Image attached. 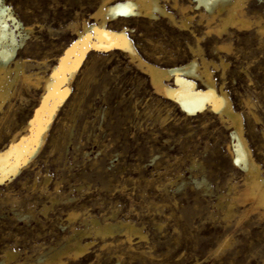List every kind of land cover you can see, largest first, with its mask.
I'll use <instances>...</instances> for the list:
<instances>
[{"label": "rangeland", "instance_id": "obj_1", "mask_svg": "<svg viewBox=\"0 0 264 264\" xmlns=\"http://www.w3.org/2000/svg\"><path fill=\"white\" fill-rule=\"evenodd\" d=\"M2 2L19 44L17 57L30 61L26 71L40 76L50 75L56 58L73 45L74 27L99 22L91 16L102 5V0ZM161 3L172 11L170 1ZM244 5L252 24L224 36L230 52L217 50L223 40L206 34L200 17L186 32L160 16L118 17L106 27L127 30L139 56L164 69L187 63L201 45V56L216 64L210 71L217 91L226 92L242 117L264 177V0ZM193 34L200 35V45ZM9 44L4 40L0 50L13 49ZM10 83L11 97L0 110V150L32 118L44 91L42 83L28 86L12 78ZM70 88L42 149L0 181V264L8 251L15 258L7 264H42L51 250L66 246L74 230H89L93 217L131 222L145 238L133 236L130 246L121 235L113 244L88 234L81 243H92L89 253L64 255V264H264V210L234 201L246 173L234 162L231 123L208 110L187 114L159 97L149 77L119 49L100 52L90 44ZM197 88L204 87L198 82ZM72 213L78 216L69 220ZM226 238L228 247L216 253Z\"/></svg>", "mask_w": 264, "mask_h": 264}, {"label": "bare ground", "instance_id": "obj_2", "mask_svg": "<svg viewBox=\"0 0 264 264\" xmlns=\"http://www.w3.org/2000/svg\"><path fill=\"white\" fill-rule=\"evenodd\" d=\"M161 1L163 2L164 0H102V5L91 16V19L99 20V22L89 26L84 21L82 30L74 27L73 35L76 36V40L73 45L56 58V64L51 67L50 75L40 76L39 74L27 72L26 69L33 66L31 62L17 57L16 47L19 44L16 41L14 30L7 23V18L10 17L6 14L7 9L2 0H0V46L5 40L13 47L11 50L7 48L0 50V110L11 97L10 93L13 85L10 83V78L13 79V82L21 80L28 86L39 87L42 83L44 89L40 103L32 118L21 129L14 132L10 143L0 150V181L4 177L6 178L8 174H17L23 166L28 165L32 161L45 145L55 117L70 94L71 83L75 80L91 44L92 48L100 52H107L111 49L127 51L131 61L138 70L149 77L155 94L164 99L174 101L187 114L194 116L199 112L208 110L216 113L222 121L227 120L229 124L231 123L234 127V138L237 141V143L235 142V152H233L234 162L239 166L242 165L246 173L243 192L237 194L239 197L234 201L238 204L251 202L253 209L261 208L264 210V177L261 174L260 166L253 159L245 139L241 115L234 111L226 92L223 89L218 92L215 87L212 77L213 73L210 71V65L214 62L207 61L203 55L201 56L200 53L203 49H200V35L196 36V34H193L197 45H200L199 47L196 45L198 47L197 50L192 49L194 58L178 67L164 69L160 63L147 62L139 56L126 35L127 30L111 31L109 30L110 28L106 27L108 22L116 20L118 17L155 19L160 16L168 19L181 31L186 32L192 31L190 27L193 20L196 17H200L198 21H206L207 31L204 30L206 31L205 33H215L216 37L223 40L217 46V50L230 52V41L225 40L224 36L230 35V30L232 29L249 28L252 24H250L245 12V0H194L195 4L193 3L194 5L192 6L181 4L180 0H165L172 3V11L179 13L180 20L176 19L174 13L169 11ZM201 8L205 9L206 13ZM15 27L18 28L20 25ZM31 30L32 28L30 27L26 28L27 32ZM262 30L263 27L261 28ZM90 31L95 36V42L91 40ZM69 50H71V55H69ZM199 56H201L200 62L196 58ZM10 62H13V67L9 66ZM221 64L225 66L224 61H221ZM198 82L204 87L203 90L197 88ZM247 103L250 106V103ZM252 115L254 116V113ZM77 216V214L72 213L69 215V220H74ZM89 223L91 225L89 230H74L73 237L67 240L66 246L59 250H51V253H48L45 259L41 261L42 264H64V255L74 258L86 256L92 243L87 242L83 245L81 238L88 234L102 237L105 243L108 242L107 238L113 239L110 243L116 242L120 240L116 236L121 235L130 246H132L133 236H138L141 239L145 238L141 228L131 222H110L105 220L101 223L97 218L93 217ZM229 242L230 238L224 239L215 252H222L226 246L228 247ZM13 257L12 252L8 251L3 264H7Z\"/></svg>", "mask_w": 264, "mask_h": 264}, {"label": "snow or ice", "instance_id": "obj_3", "mask_svg": "<svg viewBox=\"0 0 264 264\" xmlns=\"http://www.w3.org/2000/svg\"><path fill=\"white\" fill-rule=\"evenodd\" d=\"M72 53H71V50H69V55H71ZM37 139H38V137H37Z\"/></svg>", "mask_w": 264, "mask_h": 264}]
</instances>
